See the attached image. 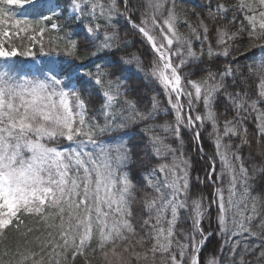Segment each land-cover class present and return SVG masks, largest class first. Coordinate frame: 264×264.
Returning <instances> with one entry per match:
<instances>
[{
	"label": "snow or ice",
	"instance_id": "obj_1",
	"mask_svg": "<svg viewBox=\"0 0 264 264\" xmlns=\"http://www.w3.org/2000/svg\"><path fill=\"white\" fill-rule=\"evenodd\" d=\"M129 73L169 107H141ZM135 138L158 160L143 185L126 170ZM193 155L207 157L194 179L210 197L193 190ZM258 175L264 0H0V264H264Z\"/></svg>",
	"mask_w": 264,
	"mask_h": 264
},
{
	"label": "trees",
	"instance_id": "obj_2",
	"mask_svg": "<svg viewBox=\"0 0 264 264\" xmlns=\"http://www.w3.org/2000/svg\"><path fill=\"white\" fill-rule=\"evenodd\" d=\"M65 0H60V3H64ZM202 0H178V3L185 7L188 8L190 6L198 5L201 3ZM199 10V9H197ZM33 9L28 10V14L31 16ZM61 23H64L67 25V21H61ZM183 30V29H182ZM127 31L128 32V40L131 42V47L129 51L131 52H137L141 54L142 58L144 59V67L147 69L149 65V60H150V55L148 54L147 50L145 47L141 46L139 43V38L136 36V34L131 31L130 29L124 27L122 28V32ZM24 43L27 44V40H17V43ZM255 51V50H253ZM248 55H252V53H249ZM17 61L20 62L21 67L24 68L25 71L30 69L27 67L29 59L28 58H16ZM223 58L219 61V63H223ZM127 87L131 89V97L137 99L140 102V106L143 107L144 105H150L151 102V97L153 95L158 96V99L161 103V106L164 108H168L169 105L167 103V98L163 94L162 89L160 88L159 85H157L152 79L148 78L147 76L141 74L138 75L136 73H129L128 74V81H127ZM100 98L93 94L92 96V106L98 107L100 103ZM217 111L218 113L224 111V106L222 104L217 105ZM230 115V113H229ZM164 119L172 120L173 117L171 115L168 116H161L158 122H163ZM205 132L211 131L210 126L206 125ZM186 141V149L191 152V147H190V137L191 133H183ZM203 143H204V149L205 152L207 153H212L214 151L212 142L206 137L202 136ZM131 146L133 147V152L131 156V160L127 164V171L129 172L130 176L132 177L134 183L138 185H143V175L151 170L152 167H154L157 163L158 160L156 157L152 154L150 148L147 145L146 140L141 141L138 138L133 139L131 142ZM255 163L260 164L261 161L256 160ZM207 157L204 158L203 161H201L199 158H197L195 155H193V169H192V176H193V190L194 191H201L204 193L205 196L211 195L212 191V185L209 184L206 179L203 184H196L195 181V176L199 175L202 178H205V169L207 167ZM247 166V163H246ZM217 170H219V162L217 161ZM226 183V180H225ZM255 184V190L256 191H264V175H258L254 181ZM213 230L216 231V225L214 222V217H215V210H213ZM259 221L257 220L255 223H258ZM185 228L189 227L188 224L184 225ZM205 229L207 230V224H205ZM250 243L252 244H259L260 240L258 238H250L249 240ZM220 239L216 236L213 235L212 237L209 238V241L206 245V248L204 250L205 255L209 252H213L217 250L220 246ZM251 259V257H249ZM76 264H81V261L79 258H77Z\"/></svg>",
	"mask_w": 264,
	"mask_h": 264
},
{
	"label": "rangeland",
	"instance_id": "obj_3",
	"mask_svg": "<svg viewBox=\"0 0 264 264\" xmlns=\"http://www.w3.org/2000/svg\"><path fill=\"white\" fill-rule=\"evenodd\" d=\"M192 6H190V7H188V8H191ZM190 19L192 18V17H189ZM31 64V63H30ZM136 74H138V75H141L140 73H136Z\"/></svg>",
	"mask_w": 264,
	"mask_h": 264
}]
</instances>
